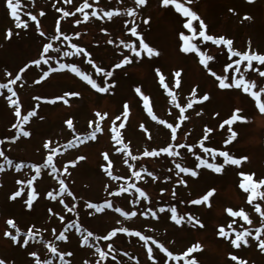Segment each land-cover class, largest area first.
Returning <instances> with one entry per match:
<instances>
[{
  "label": "rangeland",
  "instance_id": "obj_1",
  "mask_svg": "<svg viewBox=\"0 0 264 264\" xmlns=\"http://www.w3.org/2000/svg\"><path fill=\"white\" fill-rule=\"evenodd\" d=\"M184 2V0H181ZM24 7L21 10L22 19H28L24 13L31 12L37 15L41 23V30L46 33L41 37L34 30L35 22L29 20L27 30L17 29L13 19L6 8V0H0V83H6L10 77L19 73V69L29 64L24 73H20L22 79L13 86L14 90L22 104V114L30 110L36 104H39L37 115L30 119V122L24 127L31 132L30 137H22L13 142L11 139L15 130L11 125L16 122L13 108L7 102V90H0V151L12 159L14 163L23 162L27 164L43 163L47 155V150L43 144L47 140H52L53 146L66 145L72 140L74 133L67 128L65 121L72 119L75 134L80 136L87 135L91 129L88 128L89 120H95V112H107L108 116L101 123L104 131L97 134L95 141H88L78 144L76 147L62 150L61 154L54 158L57 168L63 169V166L78 156H84L85 159L78 161L75 166L68 164L70 175L62 174L69 189L76 196V201L66 194L64 202L72 206L76 204V213H70L59 202L52 201L46 197L50 190H58V181L51 173V169H43L41 177L34 181V186L40 193L37 200L34 201L33 208L28 209L24 200L26 199L27 189L21 197L15 201L9 199L12 192L17 190L19 185L16 181L19 179H30L34 171L25 166L17 172L15 168H9L5 164V171L0 172V259L6 264H35V258L29 255L35 251L41 260L52 259L53 264H59L58 257H54L48 250L46 244L51 242L57 247L58 252H72L71 257L65 256L71 264H96L98 254L94 247L82 246L81 235L76 228H69L66 235L67 241H60L56 236L63 231L64 227L71 223H78L83 229L92 231L95 236L106 235L108 231L117 227H127L130 230L141 231L142 234L150 235L159 240L174 255H180L193 244L199 243L203 250L190 254L196 256L199 264H239V260L246 261V264H264V253L258 248V241L255 239V229L261 226L262 218L254 210L253 205L247 202V193H245L239 184L243 177L240 172L255 173V178L264 177V114L259 113L254 102L247 95L238 89L221 90L217 87V82L208 75L202 65L198 63V57L195 53L185 54L180 50L183 43L179 39V34L184 32L190 35L187 29L183 28V23L187 18L177 13L173 6H163L161 0H147L145 6H139L135 0H89L93 7L99 12L103 10L120 9V14L113 17L111 21L90 17L88 22H84L80 13L76 12L74 16L65 18L56 11L61 8L66 11L75 12V8L83 3V0H71V3H65V0H23ZM194 10L198 16L207 25V33L215 36H225L234 41V48L244 51L251 42L253 50L264 53V0H254V3H247V0H193L190 5H186ZM132 8L136 11L135 17L126 15L127 9ZM233 9L234 11H229ZM43 11L45 15L39 16ZM85 11L91 12L92 9ZM249 15L251 20H245L244 16ZM60 20L61 31L71 36V43H76L91 53V59L98 67L105 71H112L113 75L108 79L115 86L108 93H97L86 82L77 77L68 69L58 70L50 73L44 80L36 83L44 71L48 70L49 65L58 68L60 63H75L82 71L91 74L98 83L103 86L102 75H98L95 69L86 62V58L81 55H70L64 57V50L74 52L68 46V42L61 43V40L53 41L54 48L59 47L60 52L52 51L48 55L55 59L49 61V65L37 67L30 65V61L38 58L42 51V44L48 42V37L55 34V22ZM75 19H80L81 23L76 25L72 23ZM148 23L145 24L144 20ZM133 22L137 26L144 40L159 50L160 55L148 58L142 53V58H136L128 49L120 45L119 41H135L139 47L136 37H133L128 29ZM194 27L198 28V21H194ZM11 29L13 36L6 38L7 30ZM105 29L106 31H101ZM79 32L77 37L74 33ZM18 33V34H17ZM113 43L109 44L108 41ZM193 42L205 51L206 54L215 57L210 64L214 70L221 72L222 67L230 62L227 56L226 48L212 45L211 42L200 43L199 39ZM124 55L132 56V63L124 65L121 68H114ZM254 66L264 70L254 62ZM159 68L166 77V83L176 93L178 102L184 106L190 97L193 87H197V95L208 93L210 99L203 103L194 104L193 108L186 109L185 115L188 117L185 121H178L179 110L167 96V92L159 84L155 69ZM182 70L181 86L174 87L173 73ZM242 66V71H243ZM231 75V70L229 71ZM247 77L254 79L259 86L264 82V77H260L258 72L249 70ZM139 87L141 91L150 96V105L159 119H164L169 123H179L177 131V140L172 142L170 139V130L153 121L143 108V103L135 92ZM76 91L80 93L79 97H67L69 104L57 100L55 103H49L57 96H63L65 92ZM35 96L47 98V100L36 101ZM15 98V97H14ZM129 105V117L125 122V128L121 130L124 142L130 145L133 155L139 158L132 161L122 153L115 151L114 142L111 140L110 128L112 121L117 115H121L123 105ZM242 109L240 114L248 116V122L244 124L234 123L233 128L238 132V136L231 143L225 145L223 141L228 138V125L220 128V123L228 119L233 110ZM197 113H200L197 115ZM41 117H43L41 119ZM117 125L120 121L116 122ZM143 124L148 132L145 133L140 125ZM95 127V125H93ZM205 127L212 128L209 138L204 141L205 147L226 150L233 156H247L248 160L243 162L240 167L226 166L223 174L213 173L211 170L200 168L198 177L181 174L176 176L174 162H179L182 166L194 168L197 161L187 148L176 149L181 153L180 157H168L161 154L159 157H140L144 150H152L166 146L167 143H179L192 146L197 154L207 158L211 162V156L203 153L199 147V141L204 135ZM151 136V139L148 136ZM108 152L113 162L112 171L116 176L125 177L124 180H112L103 171L102 165L107 162L103 160L102 153ZM125 159H129V164L135 166V169L147 168L152 171L157 179L144 176L143 180H136L131 177V172ZM218 163L222 158L217 157ZM0 163L3 158L0 157ZM171 169V171H170ZM169 177V179H165ZM183 178L187 181V187L177 184V180ZM132 183L143 188L150 200H141L140 204H133L132 201L138 198V194L133 190L122 194L119 197L109 196L108 192L118 189L121 185ZM215 189V193L209 198L210 207L201 205H192L188 201L204 195L208 190ZM161 189L165 191L161 192ZM175 191L176 196L171 193ZM109 200L116 207L124 211L134 210L137 216L132 219H125L120 213L113 209H105L101 213H96L92 209L85 207L86 202L102 203ZM183 201V203H181ZM259 202V201H256ZM261 203L264 211V202ZM175 205L178 214L186 213L199 219L204 227H193L192 224L185 222L182 226H177L170 219V212L167 209ZM165 207L166 211H158L160 207ZM153 208L157 211L159 219H153L151 216L145 217L140 213L147 208ZM231 207L233 210L243 209L252 221L251 224L243 221L242 218L231 217L226 209ZM52 209L49 212V209ZM63 215L65 220H59ZM13 219L20 228L21 233H25L29 227L33 231L39 229L40 235L38 242L30 241L28 247H21L14 244L4 233L15 230L7 225V220ZM235 219V223H232ZM232 223V228L236 231H242L247 228L253 233L247 239L248 245L241 244L240 248H235L230 243V239L218 236V229L223 226L225 230L230 231L228 225ZM52 229L56 232L53 233ZM235 233H232L234 238ZM264 238V233H261ZM102 250L108 251L107 245L113 244V249L104 264H153L146 254V247L143 242L136 237L118 233L110 241H95ZM154 249V256L157 257L156 264H165L167 260L163 253L150 245ZM124 252L128 255L125 256ZM235 255L238 260L233 261L231 256ZM116 259L112 260L111 257ZM167 264H183L180 261H167Z\"/></svg>",
  "mask_w": 264,
  "mask_h": 264
},
{
  "label": "snow or ice",
  "instance_id": "obj_2",
  "mask_svg": "<svg viewBox=\"0 0 264 264\" xmlns=\"http://www.w3.org/2000/svg\"><path fill=\"white\" fill-rule=\"evenodd\" d=\"M98 2V0H97ZM193 2V0H184V2H181V0H161V3L163 6H173L174 10L179 13L182 17L187 18L185 22L183 23V28L187 29L190 35H186L184 32H181L179 34V39L183 42L181 44L180 50L185 53H195V55L198 57V63L202 65L203 69L206 71L208 75L214 78V80L217 82V87L221 90H231V89H238L242 93L247 94L252 101L254 102V105L256 109L259 111V113L264 114V82H262L259 86L257 85V82L254 79H250L247 77L246 73L249 70L258 72L260 77H264V70H260L259 68H256L254 66V62L260 66H264V53H261L259 51L253 50L251 47V42H248V47L244 51H240L236 48H234V41L231 38H227L223 35L221 36H215L213 34L207 33V25L205 22L198 16V14L192 10L190 7L186 5H190ZM65 3H71V0H65ZM135 3L139 6H145L147 4V0H135ZM247 3L251 4L254 3V0H247ZM24 7L23 0H6V8L10 14V17L13 19L15 23V27L17 29H24L27 30L29 28V20L32 22H35L34 24V30L39 33L41 37H45L46 33L41 30V23L40 20L37 18V15H33L31 12H26L24 15L28 17V19H22L21 17V10ZM86 9H92L91 12L85 11ZM56 11L58 13L63 14L65 18L74 16L76 12L80 13L82 16V19L84 22H88L90 17H96L98 19H107L111 21L114 16L120 14V9H114V10H103L101 9L99 12L93 7L92 3H89V0H83V3L75 8V12L72 11H66L61 8H57ZM229 11H234L233 9H229ZM45 13L43 11L39 12V16L43 17ZM126 15L129 17H135L136 11L132 8L127 9ZM245 20H251L252 17L249 15L244 16ZM194 21H198V28L197 31L196 27H194ZM72 23L79 25L81 23L80 19H75L72 21ZM144 23L147 24L148 20L145 19ZM101 31H106L105 29H101ZM128 31L131 33L133 37H136L139 42V47L136 46L135 41L133 42H125L123 40L119 41L120 45H123L125 49L130 50V52L136 57V58H142V53L145 54L148 58H152L154 56H159L160 52L153 46H150L149 43H147L142 34L137 31V26L133 22L132 26L128 29ZM18 34V33H17ZM75 36H79L80 33L76 32L74 33ZM13 36V32L11 29L7 30L6 32V38L11 39ZM62 37V40H61ZM48 42L42 44V51L39 52L38 58L33 59L30 61V65H35L37 67H40L43 65H49V61L55 59L54 57L48 55L50 50L60 52L61 49L59 47H55L53 45V41L61 40V43L68 42V46L74 50V52H69L68 50H64L62 55L64 57H68L70 55H83L86 58V62L90 64L96 71L98 75H102L105 79L103 80V86H101L100 83L97 82L96 79L92 77L91 74L85 73L78 67L75 63L69 64V63H60L58 68H54L51 65H49L48 70L44 71L43 74L40 76L39 80L36 81V83H39L40 81L47 78L50 73L56 72L58 70H64L68 69L72 73H74L77 77H79L81 80L86 82L88 85L91 86L92 89H94L97 93H108L112 88H114L115 84L109 83L107 78L112 77L113 72L112 71H105L104 68L98 67L95 62L91 59V53L87 52L84 48L79 47L76 43H71V36L68 34H65L61 31V25L60 20L57 19L55 22V34L48 37ZM199 39L200 43L205 42H211L212 45H215L217 47L223 45L227 50V56L230 62H227L221 69V72L218 74L216 70H214V67L210 64V61H213L215 59L214 56L206 54L205 51H202L201 48L197 45V43L193 42L194 40ZM109 44H112L113 41L109 40ZM132 63V56L130 55H124L123 58L116 63L113 67L114 68H121L124 65ZM243 66V71H242ZM29 67V64H26L24 67H21L19 69V73L16 74L13 77V74L11 72H8L7 75L10 77V79L7 80L6 83H0V90H7L6 99L8 104L13 108L14 116L16 118V122L11 125V128L15 130V134L12 137L6 138L11 139L13 142L16 140H19L22 137H30L31 132L29 130L25 129V125L30 122V119L32 117H35L37 115V109L39 108V104H36L34 107H32L30 110H27L24 114H22V104L21 101L17 95V92L14 90L13 86L17 84L18 81L22 79L20 73H24L25 70ZM231 70V75L229 74V71ZM156 75L158 77L159 84L163 87V89L167 92V96L171 98V102L174 104L175 108L179 110V115L177 117L178 121L182 122L188 119V117L185 115L186 109L193 108L194 104L203 103L205 101H208L210 99V95L208 93H204L203 95H197V87H193L190 92V99L188 100L187 104L182 106L178 102V97L176 93L169 87L168 83H166V77L161 72L159 68L155 69ZM174 77V87L179 88L181 86V77H182V70H177L173 73ZM135 92L140 97L143 108L146 110L147 115L153 120L159 123L160 125H163L165 128L170 130V139L172 142H175L177 140V131L179 127V123H169L164 119H159L157 115L154 113L152 106L150 105V96L144 94L139 87L135 88ZM0 94H3L0 92ZM80 93L76 91L71 92H65L63 96H57L51 100H47L45 97L41 96H35L33 99L36 101L41 100H47L49 103H55L57 100L63 101L64 104H69V100L66 99L67 97H79ZM15 97V98H14ZM242 112V109L236 108L233 110L231 116L228 119L223 120L219 127L224 128L225 125H228L227 132L229 133L228 138L223 141L225 145L231 143L233 140H235L238 136V132L234 130L233 124H244L248 122V116L240 114ZM200 113H197L199 115ZM108 116L107 112L101 113L100 111L95 112V120H89L88 122V128L91 129V131L87 135L80 136L79 134H75V128L73 124L72 119H67L65 121L67 128L72 130L74 133V136L72 140H69L66 145H58L53 146L52 140H47L43 147L47 150L46 158L44 159L43 163H35V164H27L25 165L23 162L20 163H14L12 159H9L7 155H5L4 151H0V157L3 158V163H0V172L5 171V164L9 168H15L17 172L21 171L25 166L32 169L34 171V175L27 180L19 179L16 181L17 185H19L18 189L13 191L11 196L9 197L10 200L15 201L18 197H21L22 194L25 193V190L27 189L26 193V199L24 200V204L28 209L33 208L34 201L37 200L40 193L37 191L36 187L34 186V181H36L39 177H41V173L43 169H51V173L54 178L58 181L59 188L58 190H50L46 193V197L52 201H56L59 199V202L64 206L65 209H67L70 213H76V204L73 203L72 206H69V204L64 202V195L66 194L68 197H71L73 201H76V196L72 193V191L69 189V186L66 184L65 179L61 178L62 174L70 175L68 164H71L72 166H75L78 161L84 160V156H78L75 160L69 161L67 164L63 166V169H59L56 166L54 158L61 154L62 150H66L67 148L76 147L78 144H83L88 141H95L97 139V134L102 133L104 131L103 127L101 126V123L103 120H105ZM129 117V105L127 103H124L123 105V111L121 115H117L115 119L112 121V126L110 128V134H111V140L114 142L115 151L117 153H122L127 158H130L132 161H136L139 157L136 155H133L130 145L124 142V138L122 135L121 130L125 128V122L127 121ZM43 117H41L42 119ZM117 121H120V123L117 125ZM95 125V127H93ZM140 128L147 133L148 129L145 128L143 124L140 125ZM213 132L212 128L205 127L204 129V135L201 138V140L198 142L199 147L202 149L203 153L211 156V162L209 159L202 157L201 155L197 154L193 151L192 146L187 144H179V143H167L166 146H162L157 148H153L152 150H144L140 157H159L161 154H165L168 157H180L181 153L177 151L178 148H187L189 152L192 153V155L195 157V160L197 163L195 164L194 168L182 166L179 162H174L176 171V176L180 177L181 174L190 175L191 177L195 178L198 177L199 172L197 171L200 168H205L208 170H211L213 173L216 174H223L225 171L226 166H236L240 167L243 162H246L248 160L247 156H240L236 157L229 153V151L226 150H218L215 148H209L205 147L204 141L209 138V133ZM149 139H151V136H148ZM4 140H0V144H3ZM103 160L107 163L105 165H102L103 171L107 174L108 177H110L112 180H124L125 177L116 176L113 174L112 166L113 162L111 161L109 157L108 152L102 153ZM217 157L222 158V162L218 163ZM124 163L128 165L131 177H134L136 180H143L144 176L151 177L153 180L157 179L156 175L152 171H148L147 168H141L139 170L135 169V166L132 164H129V159H125ZM171 171V169H170ZM239 175L243 177L242 181L239 184V187L247 193V202L250 205H253L254 210L260 215L262 218V221H264V211H262L261 203L264 202V177L262 178H255V173H244L240 172ZM165 179H169V177H166ZM177 184L183 185L187 187V181L183 179L182 177L178 179ZM134 192L138 194V198L133 200V204H140L141 200L143 201H149L150 198L147 194V192L132 183H127L126 185H121L118 189L109 191V196H116L119 197L122 194L129 192L130 190H133ZM165 191L164 189H161V192ZM215 189L208 190L204 195H202L199 198L192 199L188 201L189 204L192 205H201L204 204L205 206L210 207L211 204L209 202V198L213 196L215 193ZM173 197L176 196L175 191L171 193ZM259 201V202H256ZM183 203V201H181ZM85 207L88 209L94 210L96 213H101L105 209H113V204L109 200H104L102 203H93V202H86ZM115 212H118L123 216L125 219H132L137 216V212L134 210L124 211L120 207H116L113 209ZM52 209H49V212H51ZM159 212L163 213L166 211L165 207H160L158 209ZM168 212H170V219L173 221L177 226H182L185 222L192 224L193 227L199 226L201 228L204 227L203 223L197 219L195 216L191 214H184L180 215L178 214L177 207L175 205L170 206L167 209ZM227 213L233 217H240L243 221L247 222L248 224H251L252 221L250 220L248 214L243 210H233L231 207L226 209ZM140 215L148 217L151 216L153 219H159V216L157 215V211H154L153 208L149 207L146 209V211L140 213ZM60 221H64L65 217L63 215L59 216ZM232 223H235V219H233ZM232 223L228 225V228L230 231L225 230L223 226H220L218 229V236L223 237L225 239H230V243L235 248H240L241 244L247 246L249 241L248 237L252 236L253 233L249 231V229L245 228L242 231H236L232 228ZM7 225L10 226V228L15 230V234L11 231H6L4 235L11 239V241L14 244H19L21 247H28L30 241L38 242L37 237L40 235L39 229L36 231H33V227H29L25 233H21L20 228L16 225L13 219L7 220ZM69 228H76V230L80 233L82 239H81V245L82 246H89L94 247L95 252L98 254V260L96 261V264H104V262L108 259L110 252L113 249V244L109 243L107 245L108 251L102 250V248L99 246L98 243H95V241L103 240V241H110L113 237H116L118 233H123L128 236L136 237L140 241L143 242L144 246L146 247V254L149 260L153 261V264H156L157 257L154 256L153 252L154 249L150 245H154L155 248L159 251V253H163L164 257L167 258L165 261V264H167V261H180L183 260V264H199L198 259L196 256H191L190 254L194 252L202 251V245L199 243L193 244L192 246L188 247L186 251H184L180 255H174L172 251L169 250L168 247H166L163 243H161L159 240L154 239L150 235L142 234L141 231L137 230H130L127 227H117L113 228L110 231L107 232L106 235L103 236H95V234L92 231L83 229L78 223H69L67 226L64 227L63 231H61L57 236L56 239L60 241H67L68 236L66 233L68 232ZM53 233L56 232L55 229H52ZM235 233L234 238L232 237V233ZM255 239L258 241V248L259 250L264 253V238H261V233H264V222L261 223L260 227H257L255 229ZM46 247L48 250L53 254L54 257H58L59 264H71L70 260L65 259V256L71 257L73 255L72 252H58L57 247L49 242L46 244ZM29 255L33 258H35V264H53L52 259H44L41 260L38 256V254L35 251H32L29 253ZM124 255L127 256L128 253L124 252ZM112 260H115L116 257L112 256ZM231 259L233 261L238 260V257L235 255L231 256ZM0 264H6V262L3 259H0ZM84 264H89L88 261H85ZM137 264H139V261H137ZM239 264H246V261L239 260Z\"/></svg>",
  "mask_w": 264,
  "mask_h": 264
}]
</instances>
